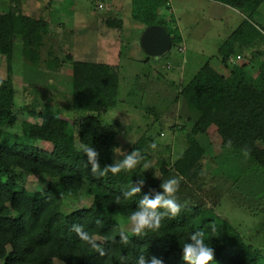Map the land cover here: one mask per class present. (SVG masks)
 I'll return each instance as SVG.
<instances>
[{"label":"trees","instance_id":"trees-1","mask_svg":"<svg viewBox=\"0 0 264 264\" xmlns=\"http://www.w3.org/2000/svg\"><path fill=\"white\" fill-rule=\"evenodd\" d=\"M132 1L135 21L145 28L163 27L171 46L181 52L182 38L172 15L160 13L162 8L170 10L168 0ZM210 1L239 11L245 19L217 54L229 70L227 75L208 61L187 83L168 81L175 92L172 102H180L187 116L171 126L173 133L184 134L182 152L165 164L153 160L154 135L147 131L125 142L121 122L107 118L119 104L121 109L139 97L137 92L147 86H140V75L120 100L119 65L74 61L69 50L62 59L50 52L43 56L53 31L43 32L37 18L23 14V0H7L8 31H0V55L6 67L5 77L0 78V264H139L141 255L145 264L150 256L164 264H187L181 248L194 231H202L214 249L211 264H264L261 250L245 243L236 228L215 212L216 201L235 189L241 177L229 172L225 162L243 160L264 173V30L250 20L259 15L264 0ZM18 40L23 60L34 67L43 65L56 72L61 61H67L70 88L66 105L53 97L42 102L40 111L36 103L31 109L21 107V131L13 133L10 129L17 124L19 111L12 60ZM234 46L248 50L245 63L230 65ZM148 60L154 59L147 56ZM60 106L67 118L55 114ZM155 117L164 119L157 113ZM31 118L45 126L30 122ZM211 129L220 139L215 156L201 142ZM83 146L97 153L94 161ZM134 150L142 159L137 167L113 174L111 167ZM34 176L46 179L37 190L27 186ZM172 177L180 181L175 194L180 213L171 217L165 212L159 230L132 235L121 221L128 219L139 199L160 192L163 180ZM141 178V191L124 199V191L137 186ZM210 196L216 199L208 207L203 202ZM68 199L90 203L68 211ZM73 225L98 235L104 254L80 241ZM121 231L129 235L127 245L120 242Z\"/></svg>","mask_w":264,"mask_h":264},{"label":"rangeland","instance_id":"rangeland-1","mask_svg":"<svg viewBox=\"0 0 264 264\" xmlns=\"http://www.w3.org/2000/svg\"><path fill=\"white\" fill-rule=\"evenodd\" d=\"M132 2L23 0L21 9L23 14L41 19L39 26L43 32L53 31L52 39L47 41L48 44L42 50L43 56L50 52L62 59L69 50L74 61L119 65L120 82L123 84L120 100L126 90L131 88L136 76L140 75V86H147L137 92L139 97L134 101L132 99L128 106L121 109L119 104L117 110L111 111L107 118L121 122L125 142L147 131L148 134L154 135L156 147L152 152L155 155L153 160L166 164L182 152L184 143V134L173 133L171 126L181 123L187 116L180 102H172L175 92L173 87L167 84L168 81L183 85L208 61L216 71L227 75L229 70L221 65L217 54L226 46L227 41L230 42L228 38L232 31L245 17L233 8L210 0H168L170 10L162 8L160 13L168 17L172 15L182 37L180 46L183 49L180 52L177 47L171 46L159 59L147 62V56L140 48L139 22L132 17ZM6 11L7 0H0L2 33L8 31ZM42 17H45V20H42ZM250 20L264 30V3L259 8V15ZM108 21L111 25L107 24ZM248 54V50L234 46L230 65L245 63L244 56ZM237 55L241 56V60H238ZM61 63V68L56 72L47 70L43 65L34 67L23 60L20 41L16 42L12 68L15 105L19 113L17 124L10 129L11 132L21 131V107L31 109L36 103V110L40 111L42 102L53 97L56 98V103L67 104L70 66L67 61ZM249 70L253 72L250 68ZM5 71V59L0 55V78L5 77ZM145 72L147 76H141V73ZM155 113L161 114L164 119L156 121ZM55 114L62 118L68 117V113L61 106L55 109ZM180 114L181 117H178ZM29 120L38 126H45L41 120ZM161 133L162 136H159ZM201 142L211 155L215 156L220 152V139L215 129H211ZM45 146L48 148V145ZM224 167L234 175L241 174V177L235 189L216 201L215 212L236 228L245 243L259 248L264 256V173L243 160L225 162ZM44 182L46 179L29 177L27 186L31 190H37L43 187ZM208 198H205L203 203L210 207L216 198ZM65 203L68 211H72L87 207L90 200L68 199ZM121 223L124 228L131 230L128 219L122 220Z\"/></svg>","mask_w":264,"mask_h":264},{"label":"clouds","instance_id":"clouds-1","mask_svg":"<svg viewBox=\"0 0 264 264\" xmlns=\"http://www.w3.org/2000/svg\"><path fill=\"white\" fill-rule=\"evenodd\" d=\"M152 147L155 148L156 145L153 144ZM83 150L86 152L89 160L94 161L97 153L89 146H83ZM139 155L140 151L134 150L118 164L111 167V172L117 174L122 170L135 169L142 160L138 159ZM143 183L144 180L141 178L137 181V186L130 185L124 191L123 198L130 199L136 196L141 191ZM179 183L180 181L176 177L165 179L160 184V192H157L151 197L144 195L139 199L137 208L128 217L129 223L132 226V235L142 236L146 231L154 232L159 230L165 212L171 217H176L180 213L181 204L175 195L179 189ZM161 209L164 211H160ZM72 231L76 233L80 241L84 242L91 249L96 250L101 255L104 254L103 248L97 243V240L100 239L98 235L90 234L82 225H73ZM119 238L120 242L125 245L130 242L129 235L124 231L120 232ZM181 253L182 259L187 264H211L214 261V249L210 243L206 242L205 235L202 231L192 232L188 241L183 244ZM139 264H145L143 255L140 256ZM148 264H164V261L155 256H150L148 258Z\"/></svg>","mask_w":264,"mask_h":264},{"label":"water","instance_id":"water-1","mask_svg":"<svg viewBox=\"0 0 264 264\" xmlns=\"http://www.w3.org/2000/svg\"><path fill=\"white\" fill-rule=\"evenodd\" d=\"M171 39L161 26L146 27L140 38L142 51L150 58L157 59L168 52Z\"/></svg>","mask_w":264,"mask_h":264},{"label":"crops","instance_id":"crops-1","mask_svg":"<svg viewBox=\"0 0 264 264\" xmlns=\"http://www.w3.org/2000/svg\"><path fill=\"white\" fill-rule=\"evenodd\" d=\"M38 19V18H37ZM39 21H41V19H38ZM42 20H45V17L43 18L42 17ZM138 30H140L139 32H140V35H139V42H140V38H141V35H142V33L144 32V30H145V27H143V25L142 24H140V23H138ZM182 38V37H181ZM182 44V43H181ZM140 48H141V46H140ZM180 49H183L181 46H180ZM141 51H142V49H141ZM143 52V51H142ZM144 53V52H143ZM157 59H159V58H157ZM157 59H154V60H152V61H155V60H157ZM109 65H116V64H109ZM176 67H178V64H176L175 65ZM181 68L183 67V66H180ZM177 69V68H176ZM176 71H178V70H176Z\"/></svg>","mask_w":264,"mask_h":264},{"label":"built area","instance_id":"built-area-1","mask_svg":"<svg viewBox=\"0 0 264 264\" xmlns=\"http://www.w3.org/2000/svg\"><path fill=\"white\" fill-rule=\"evenodd\" d=\"M101 6H102V5L100 4V5H99V8H101ZM237 57H238V56H237ZM238 58H239V57H238Z\"/></svg>","mask_w":264,"mask_h":264}]
</instances>
